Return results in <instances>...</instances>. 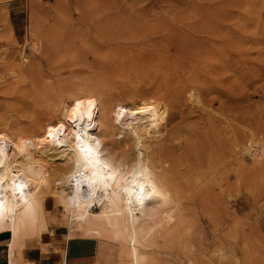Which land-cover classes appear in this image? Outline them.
I'll return each mask as SVG.
<instances>
[{
    "label": "rangeland",
    "instance_id": "obj_1",
    "mask_svg": "<svg viewBox=\"0 0 264 264\" xmlns=\"http://www.w3.org/2000/svg\"><path fill=\"white\" fill-rule=\"evenodd\" d=\"M201 26L215 28L208 43ZM76 94L167 110L154 153L172 156L155 165L167 168L185 218L177 235L145 251L149 264H264V152L253 157L264 143V0H0V132L33 137ZM117 134L109 146L130 150ZM251 137L257 148L240 154ZM56 207L50 198L51 216ZM66 223L50 222L31 244L60 256L55 239L91 238L95 264H123L115 239L70 233Z\"/></svg>",
    "mask_w": 264,
    "mask_h": 264
},
{
    "label": "bare ground",
    "instance_id": "obj_2",
    "mask_svg": "<svg viewBox=\"0 0 264 264\" xmlns=\"http://www.w3.org/2000/svg\"><path fill=\"white\" fill-rule=\"evenodd\" d=\"M210 26L196 29L201 37L199 40L204 43L212 40V30L215 28ZM188 36L185 40L190 39ZM200 44V48L204 47V44ZM194 92L189 93L193 105L198 103V96ZM93 96L76 94L61 101L57 109L58 123L45 127L33 137L23 138L19 132L14 136L0 132V234L10 237V264H19L14 261L16 249L23 250L27 243L40 239L41 232L48 229L49 223L58 219L67 221L70 233L95 235L103 240L115 239L119 246L118 258L123 264H149V255L145 251L156 248L180 231L185 218L179 209L181 197L171 187L172 179L166 173L167 168L161 169L158 163L160 165H156L161 170L157 171L159 167L156 169L155 165L158 160L166 164L169 155L172 156L169 153L165 156L166 160L161 161L154 153L166 127V108H144L145 105L122 103H112L110 106L111 102L107 100L109 105L107 102L101 105ZM118 131L129 137L132 142L130 150L125 148L128 146L125 142L120 152H116L113 142L110 144L114 147L109 146L107 138L117 136ZM252 137L246 149L241 150L245 144L240 146L237 143L239 153H248L253 143L257 148L258 143ZM262 144L258 145L260 149H254L255 160L264 152ZM204 189L206 192L207 188ZM50 198L58 207V213L54 216L47 210ZM235 202L238 203V197H235ZM95 206L99 207V211L93 209ZM50 234L53 236L52 230ZM71 238V234H68L64 242L61 238L55 239V249L63 254Z\"/></svg>",
    "mask_w": 264,
    "mask_h": 264
},
{
    "label": "crops",
    "instance_id": "obj_3",
    "mask_svg": "<svg viewBox=\"0 0 264 264\" xmlns=\"http://www.w3.org/2000/svg\"><path fill=\"white\" fill-rule=\"evenodd\" d=\"M31 243H27L23 250L15 251L14 261L19 264H95L97 259L98 243L91 238H71L60 256L51 249L43 252L39 245ZM11 261L8 238L0 237V264H10Z\"/></svg>",
    "mask_w": 264,
    "mask_h": 264
}]
</instances>
